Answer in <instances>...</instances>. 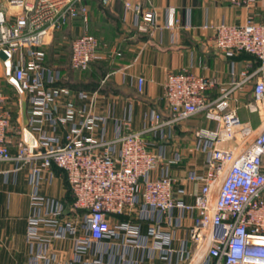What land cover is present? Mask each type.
<instances>
[{"label":"built area","instance_id":"obj_1","mask_svg":"<svg viewBox=\"0 0 264 264\" xmlns=\"http://www.w3.org/2000/svg\"><path fill=\"white\" fill-rule=\"evenodd\" d=\"M256 1L231 3L252 7ZM127 6L131 7L130 3ZM136 9L141 11L140 6ZM156 14L152 6L144 14L152 28L156 26ZM174 14L171 8L168 27L178 23ZM79 17L89 20L84 0H6L5 5H0V59L7 81L29 98L37 121L67 123L75 114L82 118V125L72 127L64 143H54L41 129L38 136L24 129L18 151L13 154L7 137L11 114L0 94V161L40 159L42 165L34 168L35 175L52 164L64 169L74 193V208L85 212L82 224L91 243L123 231L126 243L141 246L135 242L132 222L122 223L115 230L111 215L135 213L140 218H152L160 213L168 221L175 210L196 211L194 224L179 251L181 258L186 256L187 264H264V120L257 129L241 120L238 106L232 105L233 93L241 82L221 87L220 94L211 98L208 92L220 84L218 79L187 70L171 72L165 83L167 119L152 110L149 126L143 131L132 130L131 120L125 119V135L113 140L85 139L83 129L94 130L104 117L95 112L93 105L79 110L70 105L64 117L53 118L51 104L69 90L54 85L61 71L44 64L45 45L69 20ZM205 27L213 29L219 49L231 55L245 51L258 58V70L246 75L245 80L253 81L258 72L264 71V22L250 15L240 25L221 22ZM100 46V39L88 31L74 39L72 67L87 69L93 61L103 59ZM137 83L138 91L143 92L145 78L138 77ZM80 94L88 97L86 92ZM253 94L254 102L247 106L251 111L261 110L263 79H255ZM200 113L218 126L195 133L208 157L204 172L196 170L188 176L200 186L193 194L194 203H187L175 193L177 178L167 171L153 176L163 155L149 148L145 133L183 123ZM38 222L39 219L31 222L30 236L37 235ZM152 234L160 241L158 248L169 254L176 251L170 246L163 248L169 244L165 242L169 236L161 227H153ZM85 250L78 248L80 254Z\"/></svg>","mask_w":264,"mask_h":264},{"label":"crops","instance_id":"obj_2","mask_svg":"<svg viewBox=\"0 0 264 264\" xmlns=\"http://www.w3.org/2000/svg\"><path fill=\"white\" fill-rule=\"evenodd\" d=\"M5 2L0 0V5ZM84 4L89 10L88 22L77 19L67 28L74 34L89 31L97 35L103 41L101 60L113 68L102 79L103 91L65 87L69 92L62 93L51 104L53 118L64 117L70 105L77 110L93 105L104 121L100 120L94 130L84 128L85 139L113 140L125 135L128 132L125 119L131 120L132 130L143 131L149 126L152 110L159 111L165 119L169 117L165 99L168 74L187 70L218 79L220 84L208 92L211 98L220 94L221 87L241 82L233 93L232 105L238 106L243 122L256 129L261 127L264 105L256 111L247 105L254 102L255 79L264 80V71L258 72L253 81L245 80L246 75L258 70L260 62L248 54L231 55L219 49L214 43L213 29L205 25L221 22L240 25L250 15L264 22V0H257L252 7H237L231 0H84ZM137 6L141 9L139 13ZM151 6L157 12L153 28L144 15ZM171 8L175 9L178 21L172 28L167 26ZM54 41L55 36L45 49ZM61 54L66 56L65 52ZM0 64L4 72L1 59ZM59 65L67 66L65 62ZM138 77L145 78L143 92L138 91ZM81 92L88 93V97H82ZM10 114L7 137L13 154L18 151L24 129L36 136L41 129L54 143H64L68 131L82 125L78 114L67 123L37 121L26 95L21 96L17 113ZM217 126L205 113H200L183 123L145 133L149 148L163 155L153 176L167 171L177 178L175 193L187 203H194L193 194L200 186L188 176L192 171L204 172L208 157L205 145L198 143L195 133ZM41 165L40 159L0 161V264H187L186 256L181 258L179 251L194 224L196 211L175 210L170 221L160 213L152 218H140L135 213L111 215L115 230L122 223L132 222L135 242L141 246L126 243L123 231L91 243L82 224L85 212L74 208L75 197L66 171L52 164L35 175L34 168ZM33 219H39L35 237L29 235ZM155 226L169 236L165 241L169 244L163 248L170 246L175 252L169 254L158 248L160 241L152 234ZM80 246L86 249L81 254Z\"/></svg>","mask_w":264,"mask_h":264},{"label":"trees","instance_id":"obj_3","mask_svg":"<svg viewBox=\"0 0 264 264\" xmlns=\"http://www.w3.org/2000/svg\"><path fill=\"white\" fill-rule=\"evenodd\" d=\"M77 19L82 18L79 17L69 20L59 31L55 33V41L49 46L50 50L46 52L47 55L44 60V64L61 71L63 78L54 83V85L58 87H67L69 89L76 88L79 90L89 91L100 89L103 91L105 88L101 86V82L106 73L111 71L113 68L110 63L107 64V62H104L103 60H96L93 61L87 69H74L71 65L72 42L74 39L85 33L82 32L80 34H74L67 28L70 27L72 22ZM64 37L67 39L66 41H64ZM101 43L103 45L102 40ZM63 52L66 53L65 57L61 54ZM242 53L256 57L255 55L245 51L240 52L239 54ZM62 62H65L67 66H60L59 64H62Z\"/></svg>","mask_w":264,"mask_h":264},{"label":"rangeland","instance_id":"obj_4","mask_svg":"<svg viewBox=\"0 0 264 264\" xmlns=\"http://www.w3.org/2000/svg\"><path fill=\"white\" fill-rule=\"evenodd\" d=\"M50 45H47L46 49L49 51ZM50 55V54H49ZM0 64V94H2L5 97V105L6 108L12 113L14 116L20 105V98L23 95H20L15 89L12 84H10L5 76V72H3V68ZM2 68V70H1ZM63 78L62 73L60 74V77L57 79V81H60V79Z\"/></svg>","mask_w":264,"mask_h":264}]
</instances>
